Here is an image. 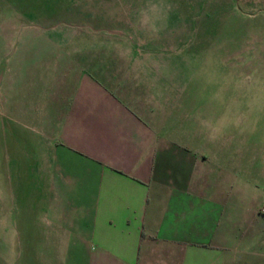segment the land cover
Listing matches in <instances>:
<instances>
[{"label": "crops", "instance_id": "0c3cea01", "mask_svg": "<svg viewBox=\"0 0 264 264\" xmlns=\"http://www.w3.org/2000/svg\"><path fill=\"white\" fill-rule=\"evenodd\" d=\"M0 3L13 8L0 23V222H22L26 264L264 257L250 156L242 173L224 162L176 55L197 28L89 5L39 27Z\"/></svg>", "mask_w": 264, "mask_h": 264}, {"label": "rangeland", "instance_id": "374dc122", "mask_svg": "<svg viewBox=\"0 0 264 264\" xmlns=\"http://www.w3.org/2000/svg\"><path fill=\"white\" fill-rule=\"evenodd\" d=\"M23 2L27 3L23 6ZM14 3L16 12L25 10V18L39 27L84 19L87 16L80 12L89 5L109 8L112 18L124 11L129 12L127 20L133 21L136 18L132 12L139 11L143 15L138 13L136 17L145 22L151 19L148 13L155 12L152 15L155 19L149 23L159 26L164 18L163 22L174 27L197 28L188 33L192 45L176 47V55L185 56V70L191 73L189 88L206 106L208 119L217 122L224 162L236 161L238 172L242 173L245 159L250 156V206L264 211V0H14ZM12 9L0 3V23L11 19ZM71 10L79 11L78 15H70ZM166 12L168 15L162 14ZM8 225L14 226L17 233L10 240L0 238V264H26L22 222L18 218L14 224L2 220L0 230ZM263 258L251 257L250 264H264Z\"/></svg>", "mask_w": 264, "mask_h": 264}]
</instances>
